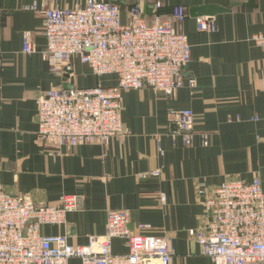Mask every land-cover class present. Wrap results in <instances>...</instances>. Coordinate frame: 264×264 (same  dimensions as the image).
<instances>
[{
    "label": "crops",
    "instance_id": "crops-1",
    "mask_svg": "<svg viewBox=\"0 0 264 264\" xmlns=\"http://www.w3.org/2000/svg\"><path fill=\"white\" fill-rule=\"evenodd\" d=\"M74 2L0 0V187L47 205L80 195V209L68 213L64 224L44 226V235H68L70 244L86 245L105 232L108 211L128 210L132 234L172 240V264H214L189 240L206 213L199 187L212 191L227 180L258 177L264 188V47L251 40L264 33V0H164L163 12L188 8L184 27L192 56L183 86L171 96L152 88L124 92V134L107 145H56L37 136L40 92L117 82L113 75L97 77L78 60L69 75L54 72L43 59L44 9ZM202 4L229 9L213 17L215 31H199L189 13ZM122 8L126 16L127 6ZM27 31L33 53L23 51ZM186 108L196 123L185 135L175 119ZM156 170L159 176L152 175ZM112 250L128 253V240L114 239Z\"/></svg>",
    "mask_w": 264,
    "mask_h": 264
},
{
    "label": "built area",
    "instance_id": "built-area-1",
    "mask_svg": "<svg viewBox=\"0 0 264 264\" xmlns=\"http://www.w3.org/2000/svg\"><path fill=\"white\" fill-rule=\"evenodd\" d=\"M165 7L164 0H75L72 6L44 9L42 57L52 70L72 75L78 60L97 77L113 75L117 82L41 91L37 97L40 140L107 145L124 134V92L152 88L171 96L183 86V69L192 56L184 27L188 8L174 5L163 12ZM197 27L217 29L209 16L198 17ZM251 40L264 47V33L254 34ZM23 51H35L30 31L24 35ZM189 84L196 86V79H189ZM175 120L186 135L194 130L196 115L186 108L178 111ZM152 175L159 176L160 170ZM199 194L205 218L189 231V240L199 246L200 254L214 264H264L262 180L231 179L212 191L201 185ZM79 209L77 194L63 195L59 205H47L0 187V264H68L71 258H79L81 264H172V240L132 234L128 210L108 211L105 232L92 235L86 245L70 244L68 235L42 233L44 226L64 224L67 214ZM116 238L128 240V253L113 252Z\"/></svg>",
    "mask_w": 264,
    "mask_h": 264
},
{
    "label": "water",
    "instance_id": "water-1",
    "mask_svg": "<svg viewBox=\"0 0 264 264\" xmlns=\"http://www.w3.org/2000/svg\"><path fill=\"white\" fill-rule=\"evenodd\" d=\"M229 11L228 8L218 5V4H202V5H195L191 6L189 9V13L192 17H214L219 13ZM70 86H67L66 88H70Z\"/></svg>",
    "mask_w": 264,
    "mask_h": 264
}]
</instances>
